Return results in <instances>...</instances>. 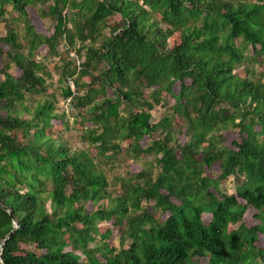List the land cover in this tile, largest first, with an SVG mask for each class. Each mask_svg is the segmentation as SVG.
I'll return each instance as SVG.
<instances>
[{"label": "trees", "instance_id": "trees-1", "mask_svg": "<svg viewBox=\"0 0 264 264\" xmlns=\"http://www.w3.org/2000/svg\"><path fill=\"white\" fill-rule=\"evenodd\" d=\"M37 1L0 0L2 20L5 5L23 17L26 40L22 48L13 28L0 38L11 45L0 67V264H264V71L251 66L264 65V0H53L41 13L55 21L50 36L30 20ZM116 15L121 24L105 34ZM174 34L180 42L169 46ZM61 43L83 59L65 62L62 95L82 121L90 116L84 139L95 155L54 137L53 120L67 117L56 101L26 105L51 77L37 52L46 46L59 56ZM164 94L175 99L172 115L154 124ZM174 117L183 121V145ZM230 128L239 133L233 146L225 144ZM128 140L127 154H154L155 163L109 180L101 162L117 161ZM217 164L220 175L207 176ZM231 176L240 178L237 195L221 190ZM251 208L256 225L244 222ZM104 222L112 228L91 247ZM114 229L119 248L107 243Z\"/></svg>", "mask_w": 264, "mask_h": 264}, {"label": "rangeland", "instance_id": "rangeland-1", "mask_svg": "<svg viewBox=\"0 0 264 264\" xmlns=\"http://www.w3.org/2000/svg\"><path fill=\"white\" fill-rule=\"evenodd\" d=\"M253 2L254 0H248ZM53 4V0H40L37 1L35 4H32L28 6L29 11V17L34 25L35 29L42 34H46L47 36L52 35L54 32V26L55 21L50 17L43 16L42 9H48ZM6 14L5 18L6 20H2L0 18V38L5 37L7 35L8 29L13 28L15 29L18 37V42L22 46V48H25L26 46V40H25V22L23 20V17L21 14L14 10L11 5H5ZM117 24H121V17L116 15L108 20V27L104 30V33L108 35V33L112 30L114 26ZM180 38L179 34H174L169 39V46H173L176 44H179ZM100 42L96 43V46H98ZM0 49L2 51V54H0V67L3 68L6 63V55L7 52L10 51L11 45H8L7 43H1ZM25 50V49H24ZM59 50V56H51L49 54V50L46 46L41 47V49L36 54V59L38 61H42L46 65V70L50 73L51 77H47V88L45 91L42 92L40 95H34L29 96L26 105L29 108L35 107L36 103L38 101H43L50 97L52 100L56 101L57 103V110L56 113L58 115H61L63 112H66L67 117H65L64 121L65 124H62L61 118L53 120V129L54 131V137L60 136L63 140L68 142V144L71 146V149L75 152L86 150L91 155L96 154V150L94 147L91 148V144L87 142L84 139V134L87 128L91 127L92 124L88 122V118L90 116H87L86 120H83L78 116L79 112L74 107L73 101H71L70 106H66V103L63 101V95L62 91L67 86L66 79L63 78V70L65 62H70L71 60L76 61L79 60V62H83V59L78 57L77 54L74 52H71L69 49H67L65 43H61L58 47ZM252 50V47H248L246 50V53H250ZM248 66V64L246 65ZM254 67V70L256 73L260 74L264 71V65L255 63L254 65H251ZM11 74L14 76H17L19 73V70L12 64L11 65ZM237 72L242 75L246 76L245 67H240L237 69ZM98 73H95L94 75L97 76ZM91 79L89 77L83 78V82L89 85ZM190 83V81H188ZM86 88V87H85ZM180 90V85L177 84L174 88L175 93L177 94ZM151 92V89H146L145 94L147 97H149V94ZM108 96L113 97V92L110 90L108 91ZM164 102L166 103V106L157 105L155 106L154 110L152 111V119L151 122L154 124H157L163 117L166 115H172L171 107L175 104V99L169 95L164 94ZM124 105L121 106V110L124 109ZM26 116V115H25ZM27 118L28 114H27ZM173 120L175 121V129L178 132L177 138L179 142L183 145L187 139H185L183 133H179V127L183 124V121L179 119L178 117H174ZM181 130V129H180ZM184 132V129H183ZM161 134H154L152 138H145L142 142L143 148H148L152 144V139L160 138ZM225 144L228 146H233L232 142L233 140H237L239 138L238 130L235 128L228 129L225 134ZM130 140L123 142L121 145L122 148V154L118 156L117 161L112 160L109 163L106 161L101 162V167L106 172L107 178L109 180L115 179V178H128L130 177V174H134L137 172L142 171L145 166L149 167L151 165V162H154L155 155L154 154H142L141 159H133L131 155L126 153V149L128 148L130 144ZM98 161V158L96 159ZM150 164H149V163ZM155 163V162H154ZM221 173L220 167L217 165L212 166L210 169L206 170V175L211 178H216ZM240 183V178L238 176H231L229 179L223 180L221 185V190L228 194V195H237V185ZM118 184V183H117ZM120 188V184L117 185L114 190H117ZM244 203L243 201H241ZM107 205L108 202L102 201L97 205H94L92 203H88L87 209L89 212H93L98 208V205ZM142 206L148 208L151 212H153L156 217L160 215L159 210L154 209V203L153 202H146L145 200L142 203ZM257 214V211L253 208L249 209L245 215H244V222L246 224L256 225L259 223V220L254 216ZM210 219V216H205V222H207ZM110 227L109 223H101L100 224V230L96 234V239L92 240L90 245L91 247H95L98 243V239H100L105 232ZM233 229V227H231ZM120 232L118 230H113L112 236L107 239V243L111 245H115L117 248L120 246ZM258 246L264 248V235L259 236V242ZM24 249H29L27 246H23ZM31 250H33V247H31ZM79 254V253H78ZM82 258H84L82 256ZM194 260L198 261L199 264H207L208 259L207 258H195Z\"/></svg>", "mask_w": 264, "mask_h": 264}, {"label": "built area", "instance_id": "built-area-1", "mask_svg": "<svg viewBox=\"0 0 264 264\" xmlns=\"http://www.w3.org/2000/svg\"><path fill=\"white\" fill-rule=\"evenodd\" d=\"M78 64H80V62H79ZM79 66H80V65H79ZM68 83H69V86H70V88L72 89V91L76 94V88H75L74 81H73V80H69ZM71 99H72V98H68V99H66V100L64 101V102L66 103V106H70V105H71Z\"/></svg>", "mask_w": 264, "mask_h": 264}, {"label": "water", "instance_id": "water-1", "mask_svg": "<svg viewBox=\"0 0 264 264\" xmlns=\"http://www.w3.org/2000/svg\"><path fill=\"white\" fill-rule=\"evenodd\" d=\"M18 226H16V228H17ZM13 234V232L8 236V237H10L11 235ZM0 260H1V255H0Z\"/></svg>", "mask_w": 264, "mask_h": 264}]
</instances>
